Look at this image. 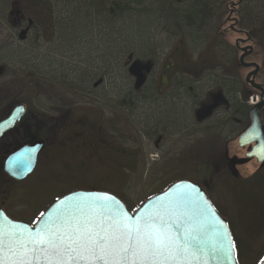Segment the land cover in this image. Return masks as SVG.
I'll use <instances>...</instances> for the list:
<instances>
[{
  "label": "rangeland",
  "instance_id": "374dc122",
  "mask_svg": "<svg viewBox=\"0 0 264 264\" xmlns=\"http://www.w3.org/2000/svg\"><path fill=\"white\" fill-rule=\"evenodd\" d=\"M45 1L51 12L40 14L33 0H0V120L17 104L30 118L27 129L19 126L0 144V202L8 215L33 226L75 191H107L136 211L184 180L203 186L228 220L240 264H261L264 164L247 158L249 148L238 141L249 119L230 105L210 120L196 117L213 96L236 101L234 83L256 94L234 48L244 36L228 21L238 0H204L205 40L186 26L193 19L181 16L190 0H150L148 13L134 5L131 17L113 25L84 0ZM15 5L20 26L10 16ZM238 13L241 30L264 42V0H249ZM252 45L246 62L264 69V46ZM129 51L154 64L137 95L128 92L135 82L123 66ZM91 71L97 79L88 84ZM263 80L264 71L257 81ZM132 95L142 97L136 106ZM40 140L45 147L34 174L14 181L4 160Z\"/></svg>",
  "mask_w": 264,
  "mask_h": 264
},
{
  "label": "snow or ice",
  "instance_id": "6c2138e0",
  "mask_svg": "<svg viewBox=\"0 0 264 264\" xmlns=\"http://www.w3.org/2000/svg\"><path fill=\"white\" fill-rule=\"evenodd\" d=\"M189 203L195 204L194 199L180 195L135 218L111 195L79 194L74 204L67 203L35 234L22 224H13L7 233L0 230V264H193L203 252L205 229L197 213L188 210ZM116 205L119 211L114 210ZM198 214L203 216V210ZM222 228L221 223L217 235L228 239ZM5 237L7 260L2 255ZM234 247L229 239V255ZM217 250H223L222 243L219 249L213 247Z\"/></svg>",
  "mask_w": 264,
  "mask_h": 264
},
{
  "label": "water",
  "instance_id": "95a60500",
  "mask_svg": "<svg viewBox=\"0 0 264 264\" xmlns=\"http://www.w3.org/2000/svg\"><path fill=\"white\" fill-rule=\"evenodd\" d=\"M10 16H16V25L20 24L22 17L21 12H19L17 7L13 8ZM236 45L237 47L239 46L238 43H236ZM245 51L246 50H243L240 63L246 68L255 67V71L247 75L246 83L263 96L264 87H260L255 83V75L259 72L260 66L257 64H245V58L247 57ZM250 109V125L239 137V146L242 149L245 147L249 148L250 152L248 153L247 158L255 159L259 164H264V119L262 118V113L264 111V99L260 103L252 106ZM26 112L27 110L23 104L14 107L7 119L0 122V139L21 122L22 118L26 115ZM44 147L45 142L40 140L39 142L25 145L20 147L18 150H15L4 160V172L16 182L21 183V181L27 180L32 174H34L39 162L38 159L43 152ZM186 185L191 187L186 188ZM88 193L108 194L115 197L109 192L75 191L74 193L65 195L63 198L55 201L53 205L44 212L45 215H43L33 226L23 221L20 222L10 218L0 205V230L7 233L13 224H22L27 226V229L31 231L32 234H35L45 226L50 217L55 218L60 215L67 203L74 204L79 194ZM180 195L190 196L194 199L195 204L189 203L187 208L189 211L197 213V219L200 220L203 224V228L205 229L201 232V239L204 241L203 252L198 253L199 260H194L193 264H239L237 249L235 247L231 249V255L228 254L229 239L235 245V239L232 235L231 227H229L228 220L223 217L216 206L213 205L210 196H208V193L203 186L194 182L181 180V182L172 184L170 188L160 194L150 197L149 200L141 205L136 212L129 210L125 203L118 197L115 198L119 201V205L123 206V210L127 212L129 216L140 218L149 212L159 209L162 205H168L170 202L175 201ZM66 198H72V200L69 201ZM62 201H65V204H62ZM119 205L114 206L115 211H119ZM200 209L203 210V216L198 214ZM221 223L223 228L219 230L227 231L229 234L228 239L221 240L217 235V229ZM7 243L8 241L5 237V247L2 255L6 260L10 259ZM221 243L223 244V250L213 251V247L215 246L219 249ZM40 264H43V261H41Z\"/></svg>",
  "mask_w": 264,
  "mask_h": 264
},
{
  "label": "trees",
  "instance_id": "16d2710c",
  "mask_svg": "<svg viewBox=\"0 0 264 264\" xmlns=\"http://www.w3.org/2000/svg\"><path fill=\"white\" fill-rule=\"evenodd\" d=\"M34 1V4L36 6H38V10L41 13H45L46 8L47 11L50 13L51 12V8L48 5V3L45 0H39V2ZM75 1V0H74ZM85 1V5L86 8H88L90 10H96L97 14H98V18L99 16L102 17L103 19V23L105 24V19L104 16H111L113 19L109 18L112 22L110 25H113L116 23V21H119L121 18H128L131 17L132 11H134L133 6L135 5L136 7L140 8V13L145 12L148 13L150 12L149 7H147V4L150 0H84ZM193 3V6H186L183 9H181V16H183V19L190 17L191 19H193V23L187 24L186 26H188L190 32L192 34H197L200 35L202 39H206L208 38L207 36H203V34L205 33L206 27H207V23L209 20L207 21H203V12L205 13V15L207 14L206 11L208 10V7L206 6V4H204V0H190ZM72 2V1H69ZM116 18V19H115ZM184 19V20H185ZM100 24V23H99ZM222 24V22L220 23V25ZM110 25L108 27H110ZM223 26H219L220 29V35H222L223 37L224 35V31H222ZM124 49V48H123ZM128 51V50H127ZM125 68L127 67V71H128V78H131L130 80L134 79V86H132V89H129V93L137 95L139 94L140 89H142L147 81V77L150 74V72L152 71L151 69L153 68L154 64L152 62H142L141 60L135 58V51H129L127 53V57L125 59L124 65ZM92 70V68H91ZM92 73V71H91ZM95 79H97L94 74L92 73L90 75V79H88V84L91 83V81H94ZM103 84V79H101L99 82H97V84L95 85L96 87L101 86ZM236 86L239 85V91H234L233 93V97L236 99V101L231 102L227 100L228 105H230L231 109H234L238 115H240V118H247L249 116L250 113V107L248 106V102L250 97H252V93L250 94L249 91L247 90V88L242 87L240 84H236L234 83ZM245 86V85H244ZM185 88V86L183 87ZM231 90V89H230ZM254 91V90H252ZM241 92V100L238 99L237 96H239ZM258 94V93H256ZM132 95V96H134ZM134 99H132L131 102H129L130 104H133L134 106L137 105V103L141 100V98L139 96H134ZM137 102V103H136ZM230 102V103H229ZM211 118V117H210ZM25 120L23 121V123L20 125V128H24L27 129L28 126L27 121L30 119L29 118V111L26 115V117L24 118ZM249 123V122H248ZM248 124L242 129V132L247 128ZM242 132L240 134H242ZM14 134V132H10L6 138H8L9 135ZM4 138V139H6ZM3 139V140H4ZM3 140H0V144L3 142ZM122 200V199H121ZM127 208H130V206L123 201ZM133 211V210H132ZM237 254H238V259H239V252L237 249ZM240 261V259H239Z\"/></svg>",
  "mask_w": 264,
  "mask_h": 264
},
{
  "label": "flooded vegetation",
  "instance_id": "af4514ba",
  "mask_svg": "<svg viewBox=\"0 0 264 264\" xmlns=\"http://www.w3.org/2000/svg\"><path fill=\"white\" fill-rule=\"evenodd\" d=\"M248 1L249 0H238L237 1V4H233L232 5V8L231 9H229V14L231 15V17L228 19V21H231V20H233V27L231 28V31H233V32H236L237 34L239 33V34H241V35H243L244 36V38H238V40L235 42V50H237L238 52L240 51L241 52V55H243V50H246L245 52H246V58H245V64H247V65H250V64H257L256 62H250V63H247L246 62V60L248 59V58H250V56L254 53V49H255V47H254V45H252L253 43H257V44H261V45H263L264 46V42H261L260 41V43H258L257 41H256V36L255 35H253L250 31L249 32H246V31H242L241 30V28H240V23H241V15H240V13H238L239 11H241L242 10V7L245 5V4H247L248 3ZM14 7H16V5L14 6ZM228 8V7H227ZM246 9H248V11H247V13L248 12H252V10L253 9H250V7L249 8H246ZM238 15V16H237ZM235 16V17H234ZM237 16V17H236ZM254 18H255V16H254ZM21 25V23L18 25V26H20ZM236 43H238V47H237V45H236ZM240 55V56H241ZM241 58V57H240ZM239 63H240V59H239ZM240 65L242 66V64L240 63ZM258 65V64H257ZM259 66V65H258ZM247 69H249V73H248V75L249 74H251L252 72H254L255 71V67H250V68H247ZM263 71H264V69H262V66H260V70H259V72L255 75L256 77H255V83L257 84V85H259L260 87H264V80H263V82H261V83H259L257 80L258 79H260L261 78V75H263ZM245 83H246V81H245ZM246 85L248 86V87H250L247 83H246ZM250 88H252L256 93H258L259 95H260V97L262 98V97H264V95L263 96H261V94L258 92V91H256L253 87H250ZM17 105H19V104H17ZM228 106V103H227V100L222 96V94H220L219 96H216V97H212V99H211V103L209 104V106H205L203 103L202 104H200L199 105V109H197L196 110V117L197 118H204V119H206V120H210V117H212L217 111H218V109L221 107V106ZM16 107V106H15ZM13 109H14V107H13ZM12 109V110H13ZM11 110V111H12ZM11 111L8 113V115H7V117L10 115V113H11ZM27 113H28V111H27ZM27 113H26V115H27ZM26 115L22 118V120H21V122L20 123H18V125L13 129V130H11V131H9L7 134H5L0 140H3L4 138H6V136L10 133V132H15L17 129H18V127L23 123V121L25 120L24 118L26 117ZM7 117H5L4 119H1L0 120V122H2V121H4V120H6L7 119ZM262 118H264V111H263V113H262ZM248 119H249V116H248ZM249 125H250V119H249V123H248V126H247V128L249 127ZM246 128V129H247ZM246 129L243 131V132H245L246 131ZM242 132V133H243ZM242 134H240V136H241ZM1 142V141H0ZM38 142V141H37ZM45 142V141H44ZM34 143H36V142H34ZM0 205L2 206V208L4 209V211L6 212V214L8 215V210L5 208V206L0 202ZM41 218V217H40ZM39 218V219H40Z\"/></svg>",
  "mask_w": 264,
  "mask_h": 264
},
{
  "label": "built area",
  "instance_id": "2783aa9c",
  "mask_svg": "<svg viewBox=\"0 0 264 264\" xmlns=\"http://www.w3.org/2000/svg\"><path fill=\"white\" fill-rule=\"evenodd\" d=\"M260 101V98L258 97H252V99L250 100V105H254L256 103H258Z\"/></svg>",
  "mask_w": 264,
  "mask_h": 264
}]
</instances>
